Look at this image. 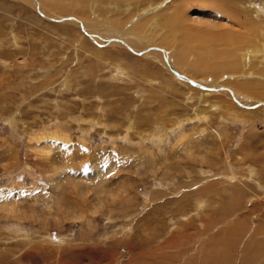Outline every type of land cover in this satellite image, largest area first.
<instances>
[{
  "label": "rangeland",
  "instance_id": "obj_1",
  "mask_svg": "<svg viewBox=\"0 0 264 264\" xmlns=\"http://www.w3.org/2000/svg\"><path fill=\"white\" fill-rule=\"evenodd\" d=\"M262 24L264 0H0V264H264V49L221 39Z\"/></svg>",
  "mask_w": 264,
  "mask_h": 264
},
{
  "label": "bare ground",
  "instance_id": "obj_2",
  "mask_svg": "<svg viewBox=\"0 0 264 264\" xmlns=\"http://www.w3.org/2000/svg\"><path fill=\"white\" fill-rule=\"evenodd\" d=\"M237 12V11H236ZM185 22V21H184ZM183 22V23H184ZM182 23V24H183ZM187 24V23H186ZM264 24H262V26H263ZM184 26V25H183ZM254 28V27H253ZM260 27L257 25L255 28H254V30L256 31L257 29H259ZM188 33V32H187ZM234 33V32H233ZM211 34H212V32H211ZM193 35V34H192ZM219 35V34H218ZM222 36H221V39L223 38V39H228L229 40V42L227 43L228 45H237V48H240L241 46V49H245L246 51H254L256 54L257 53H261V51L260 50H263L264 49V45H262V47L261 48H257V49H254V50H252V48H250L249 47V45L250 44H252V42H253V40H250L249 39V41H248V39L246 40V42L245 43H241L242 41V39H239V40H236V39H233L232 38V33H222L221 34ZM235 35V34H234ZM122 36V35H121ZM195 36V35H194ZM237 36H239V35H237ZM241 36V35H240ZM187 37V36H186ZM198 38H201L202 40H198V41H202L203 42V38L202 37H197V35H196V39H198ZM195 39V40H196ZM206 39V38H205ZM238 39V38H237ZM118 40H120V39H118ZM133 41V40H132ZM116 42V41H115ZM120 42H122V41H120ZM124 42L125 43H123V44H125V45H128L127 43L128 42H126L125 40H124ZM221 43V42H220ZM189 44V43H188ZM203 44V43H202ZM142 45V44H141ZM207 46V45H206ZM236 79V78H235ZM238 80V79H237ZM263 85V84H262ZM244 86V85H243ZM249 86V85H248ZM254 86H256V85H254ZM249 88H250V86H249ZM248 90V89H247ZM256 90V89H255ZM264 91V90H263ZM197 92V91H196ZM245 92V91H244ZM255 92V91H254ZM234 93V92H233ZM231 95H233V94H231ZM264 96V95H263ZM263 96H261V98L263 97ZM241 97V96H240ZM239 96H235V95H233V98L232 99H234L235 101H236V103L239 105V106H241V100H245V101H248V99H245V98H243V97H241L240 98ZM230 98V97H229ZM239 98V99H238ZM240 100V101H239ZM225 102H227V101H225ZM204 103V102H203ZM220 105V104H219ZM233 105V104H232ZM243 106V105H242ZM222 107V106H221ZM230 107V106H229ZM229 107L226 109V113L228 114V115H230L231 117H235V118H237L238 119V117H242V113L240 114L239 113V110H238V107L236 106V105H233L232 106V108L231 109H229ZM244 107H247V106H243V108ZM225 110V109H224ZM217 111V110H216ZM208 112V111H207ZM206 115V114H205ZM201 116H203V115H201ZM205 118V117H204ZM246 119H247V117H245ZM241 120V119H240ZM244 120V119H243ZM239 121V120H238ZM250 121V120H249ZM246 123H247V121H246ZM249 123V122H248ZM175 128V127H174ZM164 129V128H163ZM217 132V131H216ZM219 133V132H218ZM45 139L46 138H44V136L43 135H41V136H37L36 137V142H39L40 143V145L42 144V143H44L45 142ZM59 138L57 137V136H53L52 137V140L54 141H56V140H58ZM35 139H33L32 138V140L31 141H34ZM47 140V139H46ZM61 140V139H60ZM64 140V139H63ZM57 142V141H56ZM62 144V143H61ZM54 179L55 180H57V179H59L60 178V176L59 175H57V174H54ZM231 202V201H230ZM200 203V202H199ZM234 203H235V201H234ZM202 205V204H201ZM231 208V207H230Z\"/></svg>",
  "mask_w": 264,
  "mask_h": 264
}]
</instances>
